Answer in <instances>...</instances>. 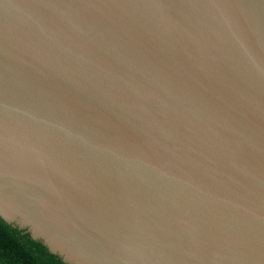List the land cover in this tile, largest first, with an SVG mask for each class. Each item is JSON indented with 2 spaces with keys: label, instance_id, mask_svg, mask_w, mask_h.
I'll return each mask as SVG.
<instances>
[{
  "label": "water",
  "instance_id": "1",
  "mask_svg": "<svg viewBox=\"0 0 264 264\" xmlns=\"http://www.w3.org/2000/svg\"><path fill=\"white\" fill-rule=\"evenodd\" d=\"M0 217L70 264H264V0H0Z\"/></svg>",
  "mask_w": 264,
  "mask_h": 264
},
{
  "label": "trees",
  "instance_id": "2",
  "mask_svg": "<svg viewBox=\"0 0 264 264\" xmlns=\"http://www.w3.org/2000/svg\"><path fill=\"white\" fill-rule=\"evenodd\" d=\"M0 264H70L26 228L0 217Z\"/></svg>",
  "mask_w": 264,
  "mask_h": 264
}]
</instances>
